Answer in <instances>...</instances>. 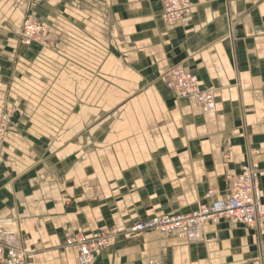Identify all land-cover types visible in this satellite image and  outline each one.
<instances>
[{"label":"crops","instance_id":"0c3cea01","mask_svg":"<svg viewBox=\"0 0 264 264\" xmlns=\"http://www.w3.org/2000/svg\"><path fill=\"white\" fill-rule=\"evenodd\" d=\"M166 25L161 0H0V245L27 264H77L66 237L115 229L93 264H264V226L209 223L201 242L124 233L228 194L226 174L259 173L264 213V0H190ZM31 15L50 45L22 46ZM182 66L216 110L176 98ZM228 152V158L224 154ZM264 223V218H263Z\"/></svg>","mask_w":264,"mask_h":264},{"label":"built area","instance_id":"2783aa9c","mask_svg":"<svg viewBox=\"0 0 264 264\" xmlns=\"http://www.w3.org/2000/svg\"><path fill=\"white\" fill-rule=\"evenodd\" d=\"M161 4L160 18L168 26L185 20L191 14L190 0H161ZM19 42L25 47L36 44L46 48L50 45L46 27L31 15H27L23 20ZM163 81L176 98L191 99L206 114L215 112L213 92L202 90L196 76L182 66L168 69L163 75ZM12 116V109L0 113V150L7 133L12 130ZM227 158L228 152L224 154V159ZM225 179L228 185L225 198H215L216 192L209 190L207 196L211 200L210 204H201L196 211L189 214L152 217L145 222L134 224L124 233L157 231L189 243H197L204 238L205 226L220 220L246 228H263L264 213L258 171L250 165H245L239 174L227 173ZM120 234L121 232L115 229H104L92 238L79 234L69 235L65 243L67 246L76 247L77 264H93L97 251L104 248L110 238ZM0 264H27L26 253L12 246L0 245ZM147 264L161 263L160 260H150Z\"/></svg>","mask_w":264,"mask_h":264},{"label":"rangeland","instance_id":"374dc122","mask_svg":"<svg viewBox=\"0 0 264 264\" xmlns=\"http://www.w3.org/2000/svg\"><path fill=\"white\" fill-rule=\"evenodd\" d=\"M13 111V110H12ZM12 118H13V116H12ZM11 126H12V120H11ZM12 129H13V126H12ZM12 131V130H11Z\"/></svg>","mask_w":264,"mask_h":264}]
</instances>
